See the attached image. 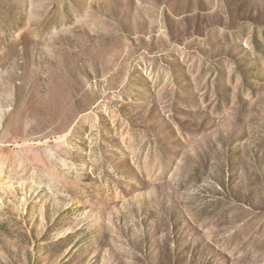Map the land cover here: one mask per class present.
I'll list each match as a JSON object with an SVG mask.
<instances>
[{"label": "rangeland", "instance_id": "obj_1", "mask_svg": "<svg viewBox=\"0 0 264 264\" xmlns=\"http://www.w3.org/2000/svg\"><path fill=\"white\" fill-rule=\"evenodd\" d=\"M0 264H264V0H0Z\"/></svg>", "mask_w": 264, "mask_h": 264}]
</instances>
